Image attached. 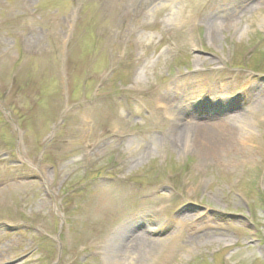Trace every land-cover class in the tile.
Listing matches in <instances>:
<instances>
[{"label":"rangeland","instance_id":"obj_1","mask_svg":"<svg viewBox=\"0 0 264 264\" xmlns=\"http://www.w3.org/2000/svg\"><path fill=\"white\" fill-rule=\"evenodd\" d=\"M0 264H264V0H0Z\"/></svg>","mask_w":264,"mask_h":264},{"label":"bare ground","instance_id":"obj_2","mask_svg":"<svg viewBox=\"0 0 264 264\" xmlns=\"http://www.w3.org/2000/svg\"><path fill=\"white\" fill-rule=\"evenodd\" d=\"M253 1V0H245V4ZM258 8V7H257ZM221 99V98H220ZM218 100V103L221 104L225 101ZM221 129L224 130L225 134L231 132L234 128L231 118H227L221 122ZM213 130L208 126H196L191 124L190 122H183L181 119H176L173 133L175 142L181 143L184 140L189 141L191 144L201 145L206 143L207 145H213V142L216 140V136L214 135ZM129 223L126 224V226ZM166 224L162 222L158 227H150L151 231H159L164 229ZM152 249V243L148 237L145 236L144 233H138L134 237L130 238L126 241L125 244L121 246L117 251V257L120 259H125L133 263H139L143 256L150 253Z\"/></svg>","mask_w":264,"mask_h":264}]
</instances>
